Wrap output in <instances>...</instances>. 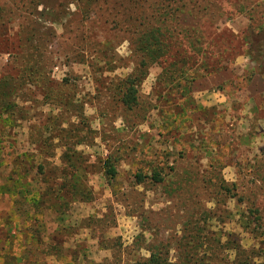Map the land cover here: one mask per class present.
<instances>
[{
  "label": "rangeland",
  "instance_id": "374dc122",
  "mask_svg": "<svg viewBox=\"0 0 264 264\" xmlns=\"http://www.w3.org/2000/svg\"><path fill=\"white\" fill-rule=\"evenodd\" d=\"M161 14L169 54L150 67L140 104L129 111L120 101L119 82L140 60L139 31L157 24ZM261 54L264 0H0V78L18 77L34 64L64 101L55 105L34 87L16 100L25 117L1 134L5 161L34 150L32 124L53 127L48 117L60 114L51 138L68 122L85 134L78 150L89 160L93 189V200L72 203L63 222L51 213L42 216L41 243L23 237L6 256L27 251L29 264H125L164 242L175 259V242L194 219L211 234L234 233L245 248H262L242 221L254 218L252 208L264 217ZM165 66L179 70L173 84L164 81ZM70 101L77 107L65 105ZM53 150L50 161L59 164L62 149ZM109 156L116 160L113 186L101 168ZM158 165L164 168L162 185L136 184L137 172L151 174ZM10 167L1 166L0 176ZM222 181L236 185L233 195L218 188ZM8 208L1 198L3 219ZM90 217L104 222L88 225ZM63 224L69 229L52 240L49 235ZM2 236L0 264L5 242L15 239L9 231ZM61 241V255L54 249L43 254Z\"/></svg>",
  "mask_w": 264,
  "mask_h": 264
},
{
  "label": "trees",
  "instance_id": "16d2710c",
  "mask_svg": "<svg viewBox=\"0 0 264 264\" xmlns=\"http://www.w3.org/2000/svg\"><path fill=\"white\" fill-rule=\"evenodd\" d=\"M85 1L90 4L94 0ZM162 1L173 3L182 0ZM159 17L157 24L152 27L148 25L146 29L139 31L137 43L140 60L136 63L133 71L119 82L120 101L129 111L137 109L140 104L139 90L149 74L150 67L159 64L169 54L168 29L164 24L167 18L162 14ZM140 26L144 28V23H141ZM33 36L34 34L29 37L33 38ZM30 40L32 41V39ZM261 57L264 55L261 54ZM35 69L34 64H28L21 69L18 77L6 74L0 78V167L11 166L8 174L0 176V199L6 198L9 202L7 219H3L0 215V241L3 239L4 231L12 232L13 238H15L5 242L7 251L2 253L4 264L10 263V260H15L16 264L30 263L27 259L29 253L27 251L13 252L14 255L11 256H6V254H11L12 247L17 242H21L23 237L29 240L28 244L34 241L42 242L44 237H41L40 233L43 232L45 224L41 220L45 213L56 215L57 221L61 223L66 219V211L72 203L93 200V189L87 181V173L90 168L88 167L89 160L83 152L78 150V147L87 141L85 134L78 130L73 123L68 122L66 127L62 125L59 128L57 136L51 138L55 129L53 127L62 120L60 114L48 117V121H51L53 127L46 128V125L32 124L29 142L35 147L34 150L14 155L5 161L1 134L14 127L18 120L25 117L26 108L18 107L17 110L16 100L24 99L26 91L32 94V87H34L41 88L46 99L53 97L55 105L64 104L55 87L49 86L51 82L49 81L47 85L43 73L37 74ZM261 70L260 75L264 76V70ZM163 72L165 73V83L173 84L174 81H177L174 76L179 73V70L176 68L170 70L165 66ZM52 83L56 84V82ZM65 105H69L71 108L77 107V103L71 101ZM74 113L73 115L77 119H83V112L79 113L74 110ZM44 127L47 132H50L51 141L45 137ZM55 138L58 139L57 143H54ZM57 146L62 149L58 158L59 164L53 160L50 161L55 156L52 147L54 149ZM115 161L113 156H109L101 165L103 174L111 186H113L117 175ZM163 171L164 168L158 165L153 168L151 174L143 171L137 172L134 175L135 182L137 185L147 182L153 185H162L165 182ZM222 182H219L218 188L225 194L231 195L236 185ZM251 213L254 218L245 216L242 219L243 225L249 228L255 240L263 244L262 248H245L239 236L234 233L211 234L208 227L201 224V220L194 219L186 221L183 235L175 242V259H171L169 256L170 244L160 242L147 246L150 253L148 257H139L134 262L129 261L125 264H264V224H262L264 217L257 208H252ZM86 222L88 225L92 222L99 225L104 221L90 217ZM67 229L69 227L66 224L60 225L49 237L56 240L58 236L62 235L63 230ZM57 244L54 247L46 246L42 250L43 254L46 256L54 249L61 255L63 242ZM120 260L119 264H121Z\"/></svg>",
  "mask_w": 264,
  "mask_h": 264
}]
</instances>
